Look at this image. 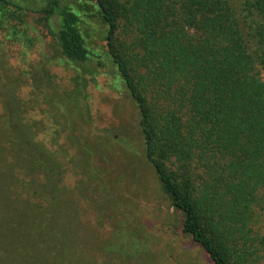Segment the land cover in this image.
<instances>
[{"label":"trees","instance_id":"obj_1","mask_svg":"<svg viewBox=\"0 0 264 264\" xmlns=\"http://www.w3.org/2000/svg\"><path fill=\"white\" fill-rule=\"evenodd\" d=\"M28 10L0 0V28L27 46ZM37 12L76 70L77 94L102 68L126 88L182 231L213 264H264V0H47ZM85 15L104 25L110 65L87 49ZM53 125L75 142L68 119H0L1 164L7 150L11 167L57 165L66 154L39 137Z\"/></svg>","mask_w":264,"mask_h":264},{"label":"rangeland","instance_id":"obj_2","mask_svg":"<svg viewBox=\"0 0 264 264\" xmlns=\"http://www.w3.org/2000/svg\"><path fill=\"white\" fill-rule=\"evenodd\" d=\"M18 1L29 9L23 19L31 44L0 28V119H68L76 140L69 143L55 125L42 131L46 146L66 154L46 172L9 166L5 149L0 264H213L182 231V214L144 156L138 111L124 85L102 68L77 94L76 70L37 12L47 0ZM84 19L87 49L110 65L104 25Z\"/></svg>","mask_w":264,"mask_h":264}]
</instances>
